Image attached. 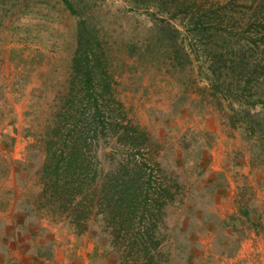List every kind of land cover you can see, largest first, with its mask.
Returning <instances> with one entry per match:
<instances>
[{
	"label": "rangeland",
	"instance_id": "obj_1",
	"mask_svg": "<svg viewBox=\"0 0 264 264\" xmlns=\"http://www.w3.org/2000/svg\"><path fill=\"white\" fill-rule=\"evenodd\" d=\"M70 1L107 44L125 122L149 138L137 158L180 185L160 224L165 264H264V233L255 231L264 223V127H241L237 105L208 79L211 46H221L212 32L233 29L242 45L245 34L257 40L264 0H155L160 10H188L177 19L147 8L151 0ZM78 21L63 0H0V234L25 232L21 210L34 208L41 192L45 132L67 85ZM257 44L248 50L252 63L264 57ZM246 92L264 100V71L250 76ZM244 110L264 120L262 105ZM123 148L112 135L98 141L104 171ZM29 216L31 231L70 228L46 211ZM99 221L93 215L88 231H103Z\"/></svg>",
	"mask_w": 264,
	"mask_h": 264
},
{
	"label": "trees",
	"instance_id": "obj_2",
	"mask_svg": "<svg viewBox=\"0 0 264 264\" xmlns=\"http://www.w3.org/2000/svg\"><path fill=\"white\" fill-rule=\"evenodd\" d=\"M189 1L196 6V0ZM63 2L79 17L76 49L66 88L56 101L45 132L41 192L34 208L21 210L25 214L24 220L18 223L25 225V231L32 236L35 234L36 239L31 240L39 261L51 257L54 242L48 239L49 234H45L48 231L42 228V224H37L33 231L27 224L32 221H29L31 213L46 211L51 221L56 225H68L67 231L76 235L88 232L93 215L99 217L103 231L96 234L104 240V252L117 255V264H165L160 224L180 185L175 178L164 174L158 163L150 166L137 158L149 138L138 127L125 122L123 106L113 96L114 80L112 73L108 72L107 44L96 26L89 25L75 10L73 2ZM151 2L146 4L145 1L147 8L165 11L173 19L186 9L174 5L160 10V4L155 0ZM170 3L173 5L176 0ZM219 31L212 32L221 46H211L217 56L216 60L209 62L208 79L213 87L220 85L223 99L228 101L232 110V106L237 105L234 114L241 127L249 130L252 128L249 121H253L263 128L264 120L258 121V115L244 110V107L258 104L264 107L263 99L246 92L250 76L264 71V57L256 63L247 58L250 47V51L258 47V39L264 45V33L257 40L245 34V45H242L233 29H224V33ZM175 32L178 34L179 30ZM236 41L237 46L234 45ZM217 63L221 66L214 67ZM111 104L117 107H111ZM108 135L115 137L119 147L124 148L115 150L117 159L113 160L109 170L104 171L96 148L98 141ZM39 220L36 217L37 223ZM256 223L255 231L264 233V223L259 220Z\"/></svg>",
	"mask_w": 264,
	"mask_h": 264
},
{
	"label": "crops",
	"instance_id": "obj_3",
	"mask_svg": "<svg viewBox=\"0 0 264 264\" xmlns=\"http://www.w3.org/2000/svg\"><path fill=\"white\" fill-rule=\"evenodd\" d=\"M1 235L3 247L0 246V264H33L34 262L35 264L118 263L116 254L104 252L106 250L104 240L94 232L88 231L76 235L72 232L62 234L52 230L48 237L50 241L54 242L51 257L40 259V261L36 259L34 241L31 240L36 239L35 234L32 236L28 231H16L12 234ZM20 235H24V237L21 238Z\"/></svg>",
	"mask_w": 264,
	"mask_h": 264
}]
</instances>
